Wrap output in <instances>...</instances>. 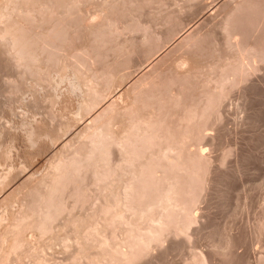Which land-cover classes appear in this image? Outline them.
<instances>
[{
	"label": "rangeland",
	"instance_id": "rangeland-1",
	"mask_svg": "<svg viewBox=\"0 0 264 264\" xmlns=\"http://www.w3.org/2000/svg\"><path fill=\"white\" fill-rule=\"evenodd\" d=\"M0 264H264V0H0Z\"/></svg>",
	"mask_w": 264,
	"mask_h": 264
},
{
	"label": "bare ground",
	"instance_id": "bare-ground-1",
	"mask_svg": "<svg viewBox=\"0 0 264 264\" xmlns=\"http://www.w3.org/2000/svg\"><path fill=\"white\" fill-rule=\"evenodd\" d=\"M6 1V0H5ZM26 1V0H25ZM29 3V2H28ZM108 6V5H107ZM5 11V10H4ZM72 12V11H71ZM228 21V20H227ZM2 22V21H1ZM243 52V51H242ZM243 58V57H242ZM245 58V57H244ZM107 112V111H106ZM111 111H109V113H110ZM116 112V111H115ZM106 114V113H105ZM109 116V115H108ZM110 117V116H109ZM112 119V118H111ZM110 119V120H111ZM93 121H94V119H93ZM113 121V120H112ZM131 123V122H130ZM133 123H134V121H133ZM107 125H108V123H107ZM110 125H112L111 124V121H110ZM129 126V125H128ZM131 126V125H130ZM128 127V128H130L129 129V132H128V134H127V136H126V133L125 132H123V133H125L124 134V136H123V134L120 136V135H115L114 133V131L112 130V127L111 128H109V130H108V136H109V141L108 142H113V144H117V146L119 147V151L121 152V158H122V162H126V163H124V166L127 164V166H129L128 164H133L134 163V159H137L136 158V156H134V150H136V146H137V144L135 143V141H137L139 138H140V136H142L144 133H146V134H148V133H150V125H148L147 124V122L145 123V122H141V120H137V123H134L131 127ZM101 128V127H100ZM102 128H103V126H102ZM116 128V127H115ZM114 128V130H116ZM126 129V128H125ZM89 131V130H88ZM122 131H123V128H122ZM125 131V130H124ZM92 132H93V130H92ZM144 132V133H143ZM122 133V132H121ZM94 134H95V132H94ZM153 134V133H152ZM86 135V134H85ZM83 136V135H82ZM129 136H132L131 138L132 139H134V141L131 139V138H129ZM144 136H145V134H144ZM115 137H118V139H116ZM152 137V136H151ZM86 138H88V136H86ZM154 138H155V136H154ZM141 140V139H140ZM115 141V142H114ZM130 143V145H129V143ZM128 143V144H127ZM110 145H112V144H110ZM109 145V146H110ZM129 145V146H128ZM135 145V146H134ZM140 146V145H139ZM140 149V148H139ZM141 150V149H140ZM139 152V151H138ZM161 153H162V156H163V158L164 159H166L167 161H170V147H167V148H165V149H161ZM110 154H111V156H112V159H113V157H114V153L111 151L110 152ZM126 154V155H125ZM148 154H154V157H155V152L154 151H150ZM129 156V158L130 159H127V157H125V156ZM136 155H137V153H136ZM140 156V155H139ZM110 157V156H109ZM111 158V157H110ZM148 159H151V156L150 157H147ZM115 159V158H114ZM113 159V160H114ZM140 160V159H139ZM144 160V159H143ZM121 162V161H120ZM150 162V161H149ZM149 162L147 163V164H149ZM137 163V162H136ZM138 163H139V161H138ZM113 164V163H112ZM121 165H122V163H120ZM120 166V165H119ZM123 166V165H122ZM122 166H120V168H119V170L121 171V167ZM123 166V167H124ZM144 167V166H143ZM57 168V167H56ZM128 168V167H127ZM133 168V167H132ZM65 173V172H64ZM120 173V172H119ZM123 175V174H122ZM133 175H134V173H133ZM142 175V174H141ZM59 177V175L56 177V178H58ZM132 177V176H131ZM144 178V177H143ZM152 178V177H151ZM130 179H132V178H129V180ZM133 179H135V178H133ZM133 179H132V181H133ZM142 179V178H141ZM140 180V179H139ZM145 180H146V178H145ZM111 181V180H110ZM138 182H140V181H138ZM143 182V181H142ZM146 182V181H145ZM130 183V182H129ZM123 184V183H122ZM148 184V183H147ZM132 185V184H131ZM136 185H138V186H140V184H136ZM146 185V184H145ZM128 186V185H127ZM127 186H125V185H123V190H124V193L126 192V189H125V187H127ZM148 186H150V185H148ZM131 187V186H130ZM154 187V186H153ZM172 189V188H171ZM122 190V189H121ZM120 190V191H121ZM134 190V189H133ZM136 190V189H135ZM122 193V197H123V191L121 192ZM126 194V193H125ZM129 193L127 192V194L126 195H128ZM170 194L172 195V191L170 192ZM115 195V194H114ZM120 195V194H119ZM173 195H174V193H173ZM130 196V195H129ZM173 196H171V197H162L161 199H159V203H161V204H163V206H165V207H172L171 205H172V203L171 202H173V198H172ZM124 198V197H123ZM114 199H115V197H114ZM119 200H120V198H119ZM122 200H124V199H122ZM121 201V200H120ZM114 202H117L116 200L114 201ZM121 203H123V202H121ZM159 203H157V204H159ZM118 204H120V202L118 203L117 202V205ZM154 204V203H153ZM111 205V204H110ZM116 205V204H115ZM155 205V204H154ZM121 206V205H120ZM123 206H126V204H124L123 203ZM150 206H152L153 207V205H150ZM159 206V205H158ZM157 206V207H158ZM113 207V206H112ZM127 207V206H126ZM126 207H124V208H126ZM149 207V206H148ZM154 207H156V205L154 206ZM123 208V209H124ZM149 209V208H148ZM150 209H151V207H150ZM113 210V209H112ZM135 210V209H134ZM171 210V209H170ZM121 217V216H120ZM3 259H4V257H3ZM9 259V258H8ZM2 262V261H1Z\"/></svg>",
	"mask_w": 264,
	"mask_h": 264
}]
</instances>
